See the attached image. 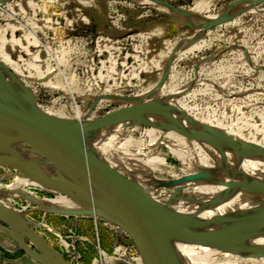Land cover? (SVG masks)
Wrapping results in <instances>:
<instances>
[{"label": "rangeland", "instance_id": "1", "mask_svg": "<svg viewBox=\"0 0 264 264\" xmlns=\"http://www.w3.org/2000/svg\"><path fill=\"white\" fill-rule=\"evenodd\" d=\"M1 1L0 57L12 60L8 71L21 74L16 82L28 100L43 113L92 121L80 130L89 131L88 146L121 161L122 176L139 177L164 193L166 202L181 196L163 182L184 173L169 139L158 142L144 121L102 128L108 113L134 109L136 99L143 100L140 108L158 101L197 119L213 118L241 138L264 136V0ZM205 2L200 12H189ZM216 18L219 23L208 26ZM14 168L0 165V184H9L8 174L19 175ZM36 186L27 189L40 197L57 195ZM12 204L13 211L25 208L32 221L54 229L58 234L35 228L73 264H142L116 222L76 210L47 212L22 198ZM15 240L0 229V264H39Z\"/></svg>", "mask_w": 264, "mask_h": 264}, {"label": "bare ground", "instance_id": "2", "mask_svg": "<svg viewBox=\"0 0 264 264\" xmlns=\"http://www.w3.org/2000/svg\"><path fill=\"white\" fill-rule=\"evenodd\" d=\"M4 3L0 0V10ZM206 6L207 2L198 8L190 9L189 12H200ZM198 35L197 31L195 36ZM10 64H12L10 57L5 55L0 57V79L20 89L16 81L21 77V74L19 75L16 70L14 73L9 72ZM141 101L143 100L136 99L131 102L130 107H136L134 109L126 108L123 110L125 114L115 119L111 117V113H108L99 122L102 123L100 127L106 129L112 124L113 128L120 125H122L121 128H126L123 125L144 121L151 123V128L148 131L154 132L158 142H162V137L168 138L170 144L167 146L182 163L184 173L175 176L171 181L166 180L163 184L169 186V189L177 193L178 196L180 195V201L170 199L166 202L168 197L164 193L152 185L149 186L142 182L139 177L134 176V179L131 180L129 177L122 176L118 170V167L122 166L121 161L118 164V161L112 159L107 153L103 156L100 155L101 149L92 150L88 146L89 131L81 134L84 127H87L88 124L92 125V121L89 122L82 118L76 122L71 118L68 119L69 117L65 118L66 116L60 113H43L37 107L36 111L47 120L49 118L56 121L57 124L51 123L53 126L70 131L79 128L78 133L70 132L72 136L114 172L141 187L166 210L172 221L180 228L208 233L222 228H233L239 224L264 217V136L257 139L241 138L233 134L232 129L230 131L222 130L218 127L219 123L217 124L213 118L197 119L179 110L165 107L162 102L158 101V103H151L141 109L140 106H144L140 104ZM136 103L138 104L135 105ZM0 104L21 110V106L14 98L1 91ZM99 134L101 136V133ZM15 159L19 162H16ZM160 161L163 163L162 159ZM0 165L16 166L17 168L14 169L19 174H8L6 178L9 179V184H0V211L7 210L9 214L17 216L21 222L28 223L33 227L36 222L22 212L25 208L19 209L20 212L13 211L15 209L12 204L14 199L22 198L35 204L36 208L47 212L53 208L67 211L76 210L80 213H90L95 218H99L95 201H82L72 197L82 195L75 183L76 180L81 181L80 177L71 175L56 159L41 153L22 137L5 135L2 129H0ZM22 176L26 177L22 178ZM28 185L53 189L57 195L54 198L40 197L29 191ZM190 187L192 188L191 192L184 191ZM58 191L64 192L66 195H61ZM111 219L119 224L114 216ZM43 227L58 234L49 226L43 225ZM13 230L14 237L24 245V235L16 228ZM162 241L171 264H195L193 260L198 257L210 259L215 264H264V227L229 231L225 235L226 249L224 250L186 241L174 235H165Z\"/></svg>", "mask_w": 264, "mask_h": 264}, {"label": "water", "instance_id": "3", "mask_svg": "<svg viewBox=\"0 0 264 264\" xmlns=\"http://www.w3.org/2000/svg\"><path fill=\"white\" fill-rule=\"evenodd\" d=\"M218 23L219 19L216 18L210 20L208 26ZM0 91L14 98L21 106V110H17L0 104V129L4 134L22 137L41 153L56 159L71 175L80 177L81 181L76 180L75 183L82 195L72 197L82 201H95L100 218L112 222L111 217L114 216L132 239L142 264H171L162 241L165 235H174L186 241L224 250L225 235L229 231L264 227V217L208 233L178 227L166 210L141 187L114 172L89 152L72 136L70 132L73 130L53 126L51 123L57 124L56 121L49 118L47 120L37 114L35 103H31L22 90L0 79ZM122 114L125 113L120 110L113 111L110 115L115 119ZM15 161L19 162L17 159ZM0 221L10 226L6 228L0 225V229L13 235L14 227L34 245L35 249L26 241L24 245L20 244L13 235L24 252L39 264H73L35 230L42 228V223L31 227L28 223L21 222L14 214H9L7 210L0 211Z\"/></svg>", "mask_w": 264, "mask_h": 264}, {"label": "crops", "instance_id": "4", "mask_svg": "<svg viewBox=\"0 0 264 264\" xmlns=\"http://www.w3.org/2000/svg\"><path fill=\"white\" fill-rule=\"evenodd\" d=\"M91 219V222L94 224V219L93 218H90ZM62 251V248L60 247L59 251Z\"/></svg>", "mask_w": 264, "mask_h": 264}, {"label": "built area", "instance_id": "5", "mask_svg": "<svg viewBox=\"0 0 264 264\" xmlns=\"http://www.w3.org/2000/svg\"><path fill=\"white\" fill-rule=\"evenodd\" d=\"M70 246H71V245H67V249H69V248H70ZM71 247H72V246H71Z\"/></svg>", "mask_w": 264, "mask_h": 264}]
</instances>
